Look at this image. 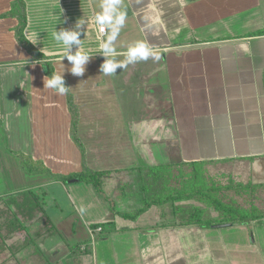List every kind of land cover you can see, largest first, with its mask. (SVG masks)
I'll use <instances>...</instances> for the list:
<instances>
[{
	"label": "crops",
	"instance_id": "obj_1",
	"mask_svg": "<svg viewBox=\"0 0 264 264\" xmlns=\"http://www.w3.org/2000/svg\"><path fill=\"white\" fill-rule=\"evenodd\" d=\"M15 1L0 0L2 161L20 152L60 174L79 171L82 162L94 170L135 172L144 165L141 160L155 161L153 149L136 148L137 141L153 143L157 130H169L164 143L172 147L170 162L162 163L238 160L249 164V184L264 185V33L252 34L264 31V16L255 12L260 0H121L126 19L115 41L117 59L124 60L138 42L146 43L159 59L118 68L114 76L100 72L105 58L99 52L106 35L98 33L95 16L104 0H23L24 34L29 41L38 34L40 43L31 44L47 57L41 60H34L18 43V18L4 15ZM235 7L241 11L236 13ZM79 18L87 22L79 51L92 57L84 75L77 77L68 71L66 58L60 61L63 45L54 39L53 30L72 29ZM60 63L70 87L65 95L46 86V70L58 74ZM69 102L77 113L76 134L83 152L71 136ZM60 184L72 195L80 213L78 227L87 235L92 223L108 215L109 201L91 184ZM12 189H2L0 197L14 194ZM132 192L115 200L118 211L136 208L130 204L138 200ZM184 203L188 201L163 206L174 212ZM162 207L151 206L136 220L115 215L120 226H114L123 229L114 232H137L136 225L144 217L149 220L150 212L159 210L160 215ZM148 230L151 236L156 228Z\"/></svg>",
	"mask_w": 264,
	"mask_h": 264
},
{
	"label": "rangeland",
	"instance_id": "obj_2",
	"mask_svg": "<svg viewBox=\"0 0 264 264\" xmlns=\"http://www.w3.org/2000/svg\"><path fill=\"white\" fill-rule=\"evenodd\" d=\"M259 4L260 6L255 7V12L257 11V16L262 17L264 16V0H260ZM240 11V7H235L236 13ZM157 131L159 134L155 135L153 143L142 144L143 142L138 140L136 148L153 149L155 161L151 164L170 162L169 153L172 147L164 143L166 137L167 139L169 137V130ZM145 132L147 131L145 130ZM16 140L19 142L21 139ZM157 144L159 146H156ZM3 147L8 150L6 146ZM10 160L7 162L0 158V194L4 188H14L12 190L15 191V195L21 194L26 198L25 191L28 190L27 188L33 187V191L37 192L39 199L44 202L42 207L52 218V222L57 224L60 232L45 234L42 241L36 237L40 249H35L34 243H28L27 239L28 235H34L36 230H40L41 221L37 217L41 215V209L37 205L31 207L33 205L30 203L34 201L32 197L24 200L23 206L14 205L15 207L12 209L8 204L12 203L11 197L14 194H4L5 196L0 197V223H2L0 225V264H46L45 258L52 264H264V185H259L256 189L249 187V164L247 163L244 164L238 160L237 162H218L210 165L207 163L203 167V175L206 177L207 184L220 187L228 185L222 188V193L218 195L221 201H231L235 205L244 207L253 205L259 213L263 214V217L260 216L261 218L257 220L248 223L235 221L230 225L219 227L214 224L211 228L185 226L180 223L187 219V212L195 205L205 208L208 216H211V213L216 214L213 207L206 208L203 201L189 197L184 198L188 203L182 205L185 208L184 215L172 212V210H165L167 206H163L165 205L163 204L160 215H158L159 210H156V213L150 212L152 215L149 220L144 217L139 223L140 226L136 225L137 232L133 231L127 234L123 233L126 231L114 232L116 228H120L116 226L114 230L109 231L113 225L120 226L115 220H112L113 224L105 223L103 229L101 226L88 227L86 235L84 229L81 230L78 227L80 223L77 220H80V213L72 203V195L64 192L61 182L44 174L35 177L28 176L20 168L19 157L10 155ZM141 161L144 164L141 166L151 165L146 164L145 159ZM196 169H202V167L197 166ZM187 170L188 168L185 167L181 170L173 169V172L183 174ZM8 172L12 174L11 177ZM142 173V170H138L112 175L107 181L106 188L115 198L116 193L120 192L119 187L123 181H129L130 185L133 182V187H128V190L133 191L132 194L138 200L137 202L132 201L133 203L130 204L137 208L141 201L139 180L141 181ZM2 174L4 175L2 176ZM40 184L46 186L36 187ZM115 210L118 211L116 207ZM109 215L110 210L104 220L110 219ZM72 217L76 220H72ZM83 218L81 215V219ZM14 219H19L26 225L28 235L12 228L8 220ZM171 219L174 221L168 224ZM104 220L98 221V223H102ZM159 222L167 224L160 226ZM151 227H155L156 231L150 236L148 232L151 230L148 228ZM101 232L106 235L98 238ZM118 233L122 235L118 236ZM148 234L149 236H146ZM144 236L146 238H143ZM74 243L79 246L72 250L69 245H74ZM88 246H90V254L81 255V249L88 248Z\"/></svg>",
	"mask_w": 264,
	"mask_h": 264
},
{
	"label": "trees",
	"instance_id": "obj_3",
	"mask_svg": "<svg viewBox=\"0 0 264 264\" xmlns=\"http://www.w3.org/2000/svg\"><path fill=\"white\" fill-rule=\"evenodd\" d=\"M4 15L15 16L18 18L19 22L15 29L16 39L18 43L22 47H24L26 51L32 56V58L34 60L46 59L47 57L42 52L37 50L30 42H28L29 40L24 34V29L27 21L24 1L16 0L12 9ZM263 33L264 31H256L252 34L258 35ZM46 74L49 77L50 75H54L55 73L53 72L52 68H48L46 70ZM69 108L73 116L71 136L74 142L83 152V146L76 134L77 113L74 105L71 102H69ZM12 154L19 157L20 166L26 174L48 175L63 184L78 182L88 183L91 184L103 197H105L110 203V219L102 223H93L90 225L91 228L101 226V229H103L105 223H111L112 225L113 222L111 221L114 220L115 215H119L129 220H136L151 206L155 205L156 207H160L167 202H173L174 200H181L189 197H195L199 201H203V204L207 206L206 208L213 207V209L216 211V217L213 218L212 215L208 216L205 208L195 205L191 207V209L187 212V219L181 221L180 224H191L192 226H196L197 228H211L214 224L217 223H233L235 221L248 223L249 221H254L263 217V214L259 213L253 205H251L250 207H244L235 205L231 201H221V198L218 195L222 193V188H225L228 185L220 187L217 185L207 184L206 177L203 175L204 165H206L207 163H211L212 161L189 163H158L147 166L138 165L137 170L143 171V173L141 174V184L139 186V189L142 193L141 204L140 206L129 212H120L115 210V200L126 195L129 187V181L122 182L121 186L119 187L120 192L116 193L115 198L112 197V195L109 193L106 185L110 176L124 173L123 170H94L87 167L85 163L82 162V167L79 171L68 174H60L53 172L45 164H43V162L35 161L30 156H27L23 153L12 152ZM197 166H201L202 169H196ZM185 167L188 168V170L183 174H181L180 172H173V169L181 170ZM249 187L251 189L257 188V186H253L251 184H249ZM25 194L26 198H24V195L21 194H19V196L15 194L12 195L11 202L13 204L10 203L8 204V206L12 209L15 206H19L18 204L23 206V203H25L24 200L32 197L34 201L30 203L31 205H33L31 207L37 205L41 209V215L37 217V219L41 221L40 230H36V233L30 236L26 233V225H24L19 219H14L11 221L8 220V223L11 224L14 230L19 232L23 231L25 234H27V242L30 244L34 243L35 249L39 250L40 248H38L36 237H38V239L42 241L45 238V234H52L54 232L58 233L60 231L58 230L59 228L57 224L54 221L52 222V218H50L45 209L42 207V204L44 205V202L39 199V195L37 194V192L33 191V189H28L25 191ZM16 201L21 203H17ZM28 205L29 203L27 204V206ZM184 210V206L174 208V212H176L177 214L184 215ZM173 221L174 220L172 219L169 220L168 224H171ZM1 224L2 223H0V225ZM162 224L163 226H165L167 223L162 222ZM114 228L115 226L113 225L112 229H109V231L113 230ZM99 234L100 235L98 236V238L105 237L106 235L103 232ZM88 242H90V240H88ZM77 246H79L77 243H74V245H69L72 250H74V248H77ZM89 247L90 246H88V248L81 249V255L90 254ZM44 261L46 264H52V262H50L47 258H45Z\"/></svg>",
	"mask_w": 264,
	"mask_h": 264
},
{
	"label": "clouds",
	"instance_id": "obj_4",
	"mask_svg": "<svg viewBox=\"0 0 264 264\" xmlns=\"http://www.w3.org/2000/svg\"><path fill=\"white\" fill-rule=\"evenodd\" d=\"M101 7L102 11L95 16V22L100 25L102 31L106 33V38L102 40L100 46L101 51L99 52V54L105 58L104 62L100 65L101 74L114 76L118 68L123 70L129 64L137 63L138 61H146L149 58L159 59V56H156L146 43L138 42L126 51L124 60H118L117 56L120 55V53L115 47V41L119 35L120 29L124 25L126 13L121 9V0H104ZM85 25H87L86 20L79 18L72 29L61 28L59 31L53 30L54 39L63 45L64 54L61 56L60 61L66 58L71 65L68 71L77 77L84 75L86 70L85 65L92 57V54L79 51L82 41L80 37L82 34L84 35ZM37 37L38 34H35L31 41L28 42L33 45L40 43ZM73 46L76 47L74 53L72 52ZM63 73L64 66L62 65V71L58 74L50 75L46 82L48 88L55 90L61 95L67 94L70 89V87L65 84Z\"/></svg>",
	"mask_w": 264,
	"mask_h": 264
},
{
	"label": "built area",
	"instance_id": "obj_5",
	"mask_svg": "<svg viewBox=\"0 0 264 264\" xmlns=\"http://www.w3.org/2000/svg\"><path fill=\"white\" fill-rule=\"evenodd\" d=\"M97 30L100 35H106L105 31H102V28L100 25L97 24Z\"/></svg>",
	"mask_w": 264,
	"mask_h": 264
},
{
	"label": "water",
	"instance_id": "obj_6",
	"mask_svg": "<svg viewBox=\"0 0 264 264\" xmlns=\"http://www.w3.org/2000/svg\"><path fill=\"white\" fill-rule=\"evenodd\" d=\"M224 225H230V223H228V224H215L214 226H224Z\"/></svg>",
	"mask_w": 264,
	"mask_h": 264
}]
</instances>
